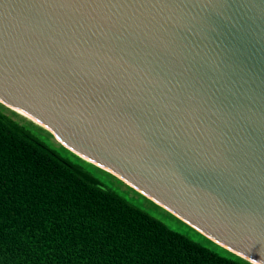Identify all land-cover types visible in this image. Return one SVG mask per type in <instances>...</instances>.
Masks as SVG:
<instances>
[{
  "label": "water",
  "instance_id": "95a60500",
  "mask_svg": "<svg viewBox=\"0 0 264 264\" xmlns=\"http://www.w3.org/2000/svg\"><path fill=\"white\" fill-rule=\"evenodd\" d=\"M0 112L172 230L264 264V0H0Z\"/></svg>",
  "mask_w": 264,
  "mask_h": 264
},
{
  "label": "trees",
  "instance_id": "16d2710c",
  "mask_svg": "<svg viewBox=\"0 0 264 264\" xmlns=\"http://www.w3.org/2000/svg\"><path fill=\"white\" fill-rule=\"evenodd\" d=\"M0 264H242L168 228L0 112Z\"/></svg>",
  "mask_w": 264,
  "mask_h": 264
},
{
  "label": "rangeland",
  "instance_id": "374dc122",
  "mask_svg": "<svg viewBox=\"0 0 264 264\" xmlns=\"http://www.w3.org/2000/svg\"><path fill=\"white\" fill-rule=\"evenodd\" d=\"M56 150V149H55ZM101 181V183L106 187V188H108L109 190H111V191H113V192H115V193H117L118 195H120L121 197H123L124 199H126L127 201H129L130 203H132L133 205H136L137 207H139V208H141V209H143V210H145L144 208H142L140 205H138L136 202H134V201H132L131 199H129V198H127V197H125V196H123V195H121L120 193H118L116 190H114L112 187H110L109 185H107L105 182H103L102 180H100ZM146 211V210H145ZM147 212V211H146ZM149 213V212H148ZM150 214V213H149ZM153 216V215H152ZM156 218V217H155ZM157 219V218H156ZM159 220V219H158ZM160 221V220H159ZM163 223V222H162ZM166 225V224H165ZM167 226V225H166ZM168 227V226H167ZM168 228H170V227H168ZM175 231H177V230H175ZM179 232V231H178Z\"/></svg>",
  "mask_w": 264,
  "mask_h": 264
}]
</instances>
